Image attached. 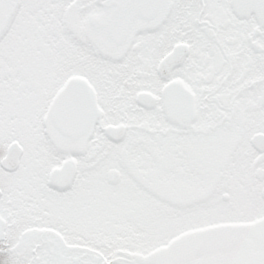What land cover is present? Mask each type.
<instances>
[{"label": "snow or ice", "instance_id": "6c2138e0", "mask_svg": "<svg viewBox=\"0 0 264 264\" xmlns=\"http://www.w3.org/2000/svg\"><path fill=\"white\" fill-rule=\"evenodd\" d=\"M0 264H264V0H0Z\"/></svg>", "mask_w": 264, "mask_h": 264}]
</instances>
